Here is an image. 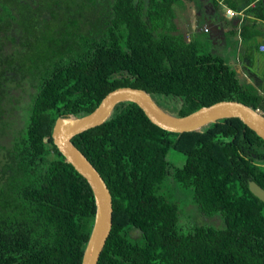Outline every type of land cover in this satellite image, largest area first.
Returning a JSON list of instances; mask_svg holds the SVG:
<instances>
[{
  "label": "trees",
  "instance_id": "16d2710c",
  "mask_svg": "<svg viewBox=\"0 0 264 264\" xmlns=\"http://www.w3.org/2000/svg\"><path fill=\"white\" fill-rule=\"evenodd\" d=\"M176 1L0 0V264H81L95 203L53 144L58 118L86 116L120 87L177 117L221 101L264 115V89L174 34ZM71 142L112 198L97 264H264V203L248 189H264V141L238 118L177 134L122 102ZM178 192L221 225L182 233Z\"/></svg>",
  "mask_w": 264,
  "mask_h": 264
},
{
  "label": "water",
  "instance_id": "95a60500",
  "mask_svg": "<svg viewBox=\"0 0 264 264\" xmlns=\"http://www.w3.org/2000/svg\"><path fill=\"white\" fill-rule=\"evenodd\" d=\"M122 102L137 105L155 126L171 133L199 131L222 119L238 118L264 141V115L236 101H221L202 107L186 116L177 117L164 111L151 96L137 88L120 87L107 93L99 105L83 117L65 116L56 120L52 141L57 150L91 188L95 214L92 231L82 255L81 264H97L112 228V198L98 171L73 145L72 138L103 124L111 116L114 107ZM249 191L264 203V189L254 181L248 182Z\"/></svg>",
  "mask_w": 264,
  "mask_h": 264
},
{
  "label": "crops",
  "instance_id": "0c3cea01",
  "mask_svg": "<svg viewBox=\"0 0 264 264\" xmlns=\"http://www.w3.org/2000/svg\"><path fill=\"white\" fill-rule=\"evenodd\" d=\"M173 8L174 34L223 59L241 84L264 89V0H177Z\"/></svg>",
  "mask_w": 264,
  "mask_h": 264
},
{
  "label": "rangeland",
  "instance_id": "374dc122",
  "mask_svg": "<svg viewBox=\"0 0 264 264\" xmlns=\"http://www.w3.org/2000/svg\"><path fill=\"white\" fill-rule=\"evenodd\" d=\"M24 89L27 90V93L31 92L32 88L30 87V83H24ZM26 90L17 89V90H15V92H13V95H20L21 97H23L24 93L22 91H26ZM18 106H20V104H18ZM22 109L24 110V108H22ZM13 114L14 115L11 116V118L17 116L18 113L15 111V112H13ZM168 158L170 160H172V162L174 163V166L176 168H181L184 161H185L184 157L181 154L175 153L172 151L170 152ZM163 193H164L165 197H169L171 195L173 196V194H174V192L172 193V192L168 191V189L166 187H165ZM178 193L180 194V192H178ZM180 197H182V202L180 203V207H181L180 212L182 211L180 213V218L182 217L183 219L182 220L179 219V229L182 233L190 232L197 225H205V226H210V227H219L221 225V224L218 225L219 224V221H218L219 215H215L213 217H203L199 213L198 214L196 213L197 210L195 211L196 208H195L194 204L192 202H191L192 203L191 204L187 197L183 198V196L181 194H180ZM180 221H183V223H180Z\"/></svg>",
  "mask_w": 264,
  "mask_h": 264
},
{
  "label": "built area",
  "instance_id": "2783aa9c",
  "mask_svg": "<svg viewBox=\"0 0 264 264\" xmlns=\"http://www.w3.org/2000/svg\"><path fill=\"white\" fill-rule=\"evenodd\" d=\"M227 13H228V14H231V15L233 14V13H232V12H230V11H227ZM204 31H205V32H207V31H208V29H207V28H205V30H204ZM260 50H261V51H264V45H263L262 47H260Z\"/></svg>",
  "mask_w": 264,
  "mask_h": 264
},
{
  "label": "flooded vegetation",
  "instance_id": "af4514ba",
  "mask_svg": "<svg viewBox=\"0 0 264 264\" xmlns=\"http://www.w3.org/2000/svg\"><path fill=\"white\" fill-rule=\"evenodd\" d=\"M14 13H16V11H14ZM16 15H17V14H16ZM0 39H1V41H4L3 38H0Z\"/></svg>",
  "mask_w": 264,
  "mask_h": 264
}]
</instances>
